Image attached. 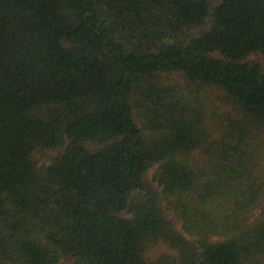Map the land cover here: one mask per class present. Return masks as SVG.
<instances>
[{
    "label": "trees",
    "instance_id": "1",
    "mask_svg": "<svg viewBox=\"0 0 264 264\" xmlns=\"http://www.w3.org/2000/svg\"><path fill=\"white\" fill-rule=\"evenodd\" d=\"M66 260L264 264V0H0V264Z\"/></svg>",
    "mask_w": 264,
    "mask_h": 264
},
{
    "label": "rangeland",
    "instance_id": "2",
    "mask_svg": "<svg viewBox=\"0 0 264 264\" xmlns=\"http://www.w3.org/2000/svg\"><path fill=\"white\" fill-rule=\"evenodd\" d=\"M262 60V56L259 54H255V55H250L247 58V61H261ZM164 80H169V82L171 83H176L178 81H180L179 75H177V73H172V74H164L163 75ZM181 83V82H180ZM52 154L51 151H36L34 153V158L37 162V164L40 166L42 163H44L45 161H47L50 157V155ZM67 264H72L71 262L66 260Z\"/></svg>",
    "mask_w": 264,
    "mask_h": 264
}]
</instances>
